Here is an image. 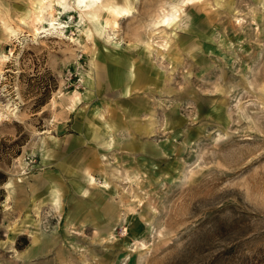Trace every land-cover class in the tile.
Listing matches in <instances>:
<instances>
[{
    "label": "rangeland",
    "instance_id": "1",
    "mask_svg": "<svg viewBox=\"0 0 264 264\" xmlns=\"http://www.w3.org/2000/svg\"><path fill=\"white\" fill-rule=\"evenodd\" d=\"M100 3L0 0V264H264V0Z\"/></svg>",
    "mask_w": 264,
    "mask_h": 264
},
{
    "label": "bare ground",
    "instance_id": "2",
    "mask_svg": "<svg viewBox=\"0 0 264 264\" xmlns=\"http://www.w3.org/2000/svg\"><path fill=\"white\" fill-rule=\"evenodd\" d=\"M54 1V0H53ZM103 1V0H102ZM91 2H95L96 4L100 5V0H72V4L74 8H78L81 11H85L86 16L88 17V20L92 23V26L94 30L97 33H100L102 31V23L101 21L97 18V16L90 11L89 9V4ZM100 3V4H99ZM101 6V5H100ZM102 7V6H101ZM83 8V9H82ZM51 11V10H50ZM112 11L116 12L118 15L119 13L112 8ZM173 19V18H172ZM160 22L165 23L168 22L167 18H161ZM51 24H54V22H51ZM91 181H94V179H91Z\"/></svg>",
    "mask_w": 264,
    "mask_h": 264
},
{
    "label": "crops",
    "instance_id": "3",
    "mask_svg": "<svg viewBox=\"0 0 264 264\" xmlns=\"http://www.w3.org/2000/svg\"><path fill=\"white\" fill-rule=\"evenodd\" d=\"M90 179H93V177H90Z\"/></svg>",
    "mask_w": 264,
    "mask_h": 264
}]
</instances>
